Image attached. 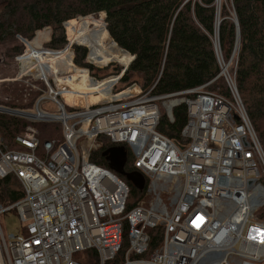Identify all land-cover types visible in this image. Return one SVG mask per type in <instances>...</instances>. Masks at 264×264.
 Here are the masks:
<instances>
[{
	"label": "built area",
	"instance_id": "1",
	"mask_svg": "<svg viewBox=\"0 0 264 264\" xmlns=\"http://www.w3.org/2000/svg\"><path fill=\"white\" fill-rule=\"evenodd\" d=\"M217 29L218 74L165 94L123 86L129 65L94 76L74 64L79 44L68 38L61 49L37 50L52 57L70 48L67 61L32 63L27 48L15 56L14 80L45 90L32 108L0 113L57 123L61 135L42 138L30 124L13 149L0 137V179L17 180L22 193L0 203V217L20 222L11 233L0 223V264H264V149L237 88L236 59L228 70L235 46L224 62ZM88 49L84 61L94 68L117 62L98 63ZM218 78L227 94L209 89ZM181 104L186 122L170 138L158 125L162 115L173 122ZM107 146L123 148L124 175L141 178L140 189L91 160Z\"/></svg>",
	"mask_w": 264,
	"mask_h": 264
},
{
	"label": "trees",
	"instance_id": "2",
	"mask_svg": "<svg viewBox=\"0 0 264 264\" xmlns=\"http://www.w3.org/2000/svg\"><path fill=\"white\" fill-rule=\"evenodd\" d=\"M214 3L216 0H0V43L15 34L31 39L37 30L50 27L46 47L61 49L67 44L64 22L71 20L66 23L67 27L79 19H100L105 21L113 42L134 55L122 82H128L135 75L141 80L144 91L151 89L154 95L171 93L202 85L219 72L212 42L218 19ZM232 5L239 29L235 68L237 88L264 149L261 129L264 118V0H232ZM76 16L85 17L74 20ZM227 18L229 14L224 7L217 30L219 46L226 60L234 48L237 33L235 24ZM38 34L45 33L38 32L36 36ZM46 34L49 35V31ZM10 49L18 55L23 47ZM73 50L74 64L86 66L92 73L95 68L84 61L86 48L73 45ZM209 89L227 94V88L216 81ZM27 93L30 98L25 103L20 94H13L17 102H0V105L30 109L40 93L37 96L33 91ZM173 116V122H168L162 115L158 130L177 139L186 122L185 105L176 106ZM30 124L37 129L39 124L45 125L0 113V137L8 148H17L14 137ZM48 128L49 125L39 127L44 134H51ZM91 160L109 167L103 150L93 154ZM122 171L118 174L126 179ZM10 180L0 179V203L16 201L22 195L19 187L8 188L6 193L2 190L10 185ZM128 183L133 200L138 191Z\"/></svg>",
	"mask_w": 264,
	"mask_h": 264
},
{
	"label": "rangeland",
	"instance_id": "3",
	"mask_svg": "<svg viewBox=\"0 0 264 264\" xmlns=\"http://www.w3.org/2000/svg\"><path fill=\"white\" fill-rule=\"evenodd\" d=\"M224 7L227 13L229 14V18L227 19H229L234 24H236L235 26L237 29L235 44H234L235 55H234V58L231 60V65H228V70H230L231 66L233 67V69L235 68V65H234L235 59H236V63L238 60L239 29H238V23H237L234 7L232 5V0H216V3H214L215 16L218 17L217 26L219 25V22L222 19V13H223ZM81 17H85V16H76L73 19L78 20ZM68 21H71V20H68ZM104 22L100 19H79L78 21L68 25L67 29L65 27L66 24L63 25L66 40L67 38H69V42H71L72 44L78 43L79 46L85 47L87 52L89 50L88 49L89 47L92 54H94V59L98 63H104L109 58H111V60L117 61V62L109 63L107 64V66H103L102 68H95L92 74L96 77H102L110 73H114L118 70H121L124 67L128 66L131 60L130 55L127 52L121 50L110 38V36L107 33L106 25L104 24ZM47 31H49V35L46 34ZM38 32L45 33V34H38L36 36ZM50 34H51V28L44 27L40 30H37L31 39H27L25 37H22L19 34H15L13 37H8V39L4 41L3 43H0V102H3L5 104L10 103V102H17L15 99H13V96H14L13 94H20L23 102L25 103V100L27 101L30 98L27 92L30 93V91H33L35 92L37 96L38 93H41V90H45V86L40 81H35V80L30 79L28 83H32L34 85L32 86L22 80H14L18 72V67L15 61V56L17 54L15 53V51L14 52L11 51L10 48H13L16 46H22L23 47L22 51H24L26 48H28L29 43L32 41L28 48L29 57L27 56L24 57L26 61H31L32 63L37 62V61L39 62L42 61L44 64H49L53 62L57 64L58 59H63L64 61L65 60L67 61L69 59V56H71L70 48L69 50L63 51L60 54L52 56V57L41 56L42 55L41 51H37V50H40L41 45L47 46L46 44L49 41L48 37L50 38ZM20 37L28 41L27 45L24 43V41ZM99 47L103 50V52H100L97 49ZM221 54H222L224 62L228 61L226 60L224 56V52L222 50H221ZM231 72L232 71H230V73ZM222 78H218L216 82H218V84H220L221 86L223 84V88H225L226 85L223 80L224 78L223 79ZM129 82H136L137 84L141 86V80L137 78L135 75L132 76L126 83H129ZM126 83H123L122 85L125 86ZM66 97L68 98L69 96H66ZM24 98H27V99H24ZM0 107L10 108L5 105H0ZM44 107L45 108L47 107L49 111L51 112L56 111L55 107L49 103L44 104ZM44 124L47 127L49 125L48 129L51 131V134H49L48 132L44 134L43 131L39 129V127L45 126V125L39 124L37 127L40 132L39 131L38 132L42 138H53V137H59L61 135L60 127L57 123H54V124L44 123ZM261 129L264 132V118L261 122ZM16 187L21 188L19 182L15 179H12L10 180V185L3 187L2 190L5 191L6 193L8 188H16ZM5 197H6V194H5ZM5 201H1V202H5ZM0 223H1V226L4 232H9V233L15 232L20 225L19 219L14 213L7 214L6 216H1Z\"/></svg>",
	"mask_w": 264,
	"mask_h": 264
},
{
	"label": "water",
	"instance_id": "4",
	"mask_svg": "<svg viewBox=\"0 0 264 264\" xmlns=\"http://www.w3.org/2000/svg\"><path fill=\"white\" fill-rule=\"evenodd\" d=\"M130 56L132 57L131 58V61H132L134 59V55L130 54ZM103 155H106V159L109 161V167L112 170H114L117 173L123 172L122 167H123V164L125 161V152H124L122 147L107 148L103 151ZM126 177L132 181V183L135 185V187H137L139 189L142 187V183H141L142 179L141 178H138L137 176H132L131 174H127Z\"/></svg>",
	"mask_w": 264,
	"mask_h": 264
},
{
	"label": "bare ground",
	"instance_id": "5",
	"mask_svg": "<svg viewBox=\"0 0 264 264\" xmlns=\"http://www.w3.org/2000/svg\"><path fill=\"white\" fill-rule=\"evenodd\" d=\"M216 28H217V24H216Z\"/></svg>",
	"mask_w": 264,
	"mask_h": 264
}]
</instances>
